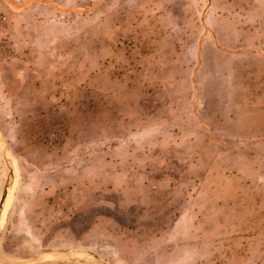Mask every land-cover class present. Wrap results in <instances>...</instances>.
Masks as SVG:
<instances>
[{
    "label": "rangeland",
    "instance_id": "obj_1",
    "mask_svg": "<svg viewBox=\"0 0 264 264\" xmlns=\"http://www.w3.org/2000/svg\"><path fill=\"white\" fill-rule=\"evenodd\" d=\"M0 264H264V0H0Z\"/></svg>",
    "mask_w": 264,
    "mask_h": 264
}]
</instances>
